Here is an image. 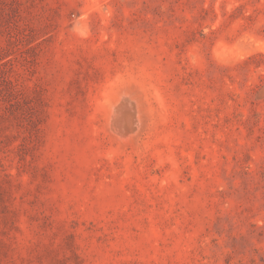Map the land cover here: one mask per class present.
I'll return each instance as SVG.
<instances>
[{"label":"rangeland","instance_id":"obj_1","mask_svg":"<svg viewBox=\"0 0 264 264\" xmlns=\"http://www.w3.org/2000/svg\"><path fill=\"white\" fill-rule=\"evenodd\" d=\"M0 264H264V0H0Z\"/></svg>","mask_w":264,"mask_h":264},{"label":"bare ground","instance_id":"obj_2","mask_svg":"<svg viewBox=\"0 0 264 264\" xmlns=\"http://www.w3.org/2000/svg\"><path fill=\"white\" fill-rule=\"evenodd\" d=\"M119 119H121L120 117H119ZM124 120V119H123ZM123 120H121V121H123Z\"/></svg>","mask_w":264,"mask_h":264}]
</instances>
